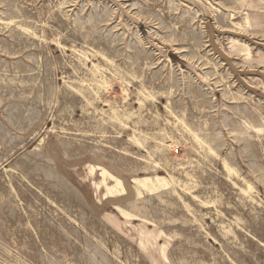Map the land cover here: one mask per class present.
Wrapping results in <instances>:
<instances>
[{
	"label": "rangeland",
	"instance_id": "rangeland-1",
	"mask_svg": "<svg viewBox=\"0 0 264 264\" xmlns=\"http://www.w3.org/2000/svg\"><path fill=\"white\" fill-rule=\"evenodd\" d=\"M0 264H264V0H0Z\"/></svg>",
	"mask_w": 264,
	"mask_h": 264
},
{
	"label": "bare ground",
	"instance_id": "bare-ground-1",
	"mask_svg": "<svg viewBox=\"0 0 264 264\" xmlns=\"http://www.w3.org/2000/svg\"><path fill=\"white\" fill-rule=\"evenodd\" d=\"M156 176V175H155ZM158 178H160V177H158ZM171 179V178H170ZM116 180V184H117V188H120L121 189V191H124V190H126L127 189V187H125L124 185H123V183H121V179L119 178V177H117V179H115ZM136 182H137V184L138 185H143V180L142 179H137V180H135ZM159 183V182H158ZM121 209V208H120Z\"/></svg>",
	"mask_w": 264,
	"mask_h": 264
}]
</instances>
